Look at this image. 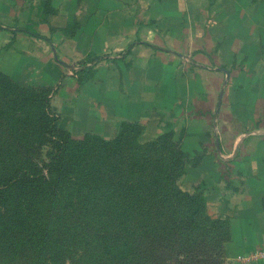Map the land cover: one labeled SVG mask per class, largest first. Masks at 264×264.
<instances>
[{
  "label": "trees",
  "instance_id": "1",
  "mask_svg": "<svg viewBox=\"0 0 264 264\" xmlns=\"http://www.w3.org/2000/svg\"><path fill=\"white\" fill-rule=\"evenodd\" d=\"M0 81V264L25 250L31 264H139L142 245L151 250L141 257L158 251L155 238H194L202 229L218 244L230 239L229 222L206 213L201 188L175 185L186 169L183 151L151 162L152 152L171 148L173 131L123 157L118 142L137 140L135 123L123 124L115 146L92 132L76 138L61 125L50 87L15 92L18 84L2 72Z\"/></svg>",
  "mask_w": 264,
  "mask_h": 264
},
{
  "label": "crops",
  "instance_id": "2",
  "mask_svg": "<svg viewBox=\"0 0 264 264\" xmlns=\"http://www.w3.org/2000/svg\"><path fill=\"white\" fill-rule=\"evenodd\" d=\"M0 22L6 39L35 42L62 63L76 54L114 56L107 60L123 64L124 89L116 86L119 93L112 97L117 101H107L123 107L127 119H133L130 114L140 102L151 103L156 89L151 71H166L176 57L196 55V64L206 68L203 63L211 55L216 65L208 70L218 79L221 72L227 77L228 69L230 112L238 118L237 106L243 105L240 118L246 129L235 143L226 144L227 160L244 154L245 196L239 199L245 209L236 222L254 232L244 235L245 243L236 242L230 255L264 250V0H0ZM114 90L110 85L107 94ZM142 96L147 99H138ZM90 114L86 119L98 122ZM217 147L224 150V144ZM229 195L228 201L238 197ZM260 259L257 264H264Z\"/></svg>",
  "mask_w": 264,
  "mask_h": 264
},
{
  "label": "rangeland",
  "instance_id": "3",
  "mask_svg": "<svg viewBox=\"0 0 264 264\" xmlns=\"http://www.w3.org/2000/svg\"><path fill=\"white\" fill-rule=\"evenodd\" d=\"M1 25L3 23L0 22ZM5 34L3 29H0V72L18 84L15 92L21 90L37 92L43 87H50L52 107L61 115V125L76 138H82L87 132H92L97 134L102 143L107 141L110 146H115L114 139H117L124 130L123 124L135 123L136 127L131 130L135 129L133 136L137 137V140L127 144L125 136L118 142L123 157L129 154L130 149L146 147L149 142L156 140L165 132L173 131L168 143L171 144V148L166 145L159 151L152 152L151 162L158 154L169 155L171 158L175 152L173 150L183 151L187 158L186 169L178 178L176 177L175 185L189 192L195 191L197 187L201 188L207 198L206 213L212 218H223L230 224L231 237L222 245L208 239L202 229L196 231L194 238L179 235L155 238L158 251L154 252V256L141 257L142 249L151 250L150 246L142 245L135 259L139 264H248L242 262L240 258L254 251L230 255V251L235 249L237 243H245L243 238L245 234L250 235L254 232H245L236 222L240 212L245 209V206L240 205L244 203L243 200L239 199L240 195L242 199L245 196L244 154L237 153L232 160H227L230 150L226 145L235 143L246 130L244 121L240 118L243 117V105L237 106L240 116L234 118L229 106L228 79L223 94L224 102L216 115L218 96L226 75L221 72L218 79L214 77L216 76L214 70H208V66L216 65L213 64L211 55H207L206 62L203 63L206 64V68L197 65L196 55L195 57L191 55L188 60L176 57L166 71L161 70V67L151 71L150 77H154L153 84L156 83L155 94H150L152 101L151 103L139 101L141 104L138 111L130 114L133 115V119H127L128 114L123 112V107L107 101V99L117 101L112 97L119 93L116 86L124 89V75H119L123 71V64L107 60L114 56H108L106 53L100 54L101 56L92 54L85 57L71 55L69 60H64L67 64H72L67 66L57 60L62 59L59 55L57 59L53 58L52 55L45 53L46 49L35 42L15 40L13 37L6 39ZM226 58L228 59V56ZM225 67H228V64ZM90 74L91 78L87 79ZM161 74L166 80H160ZM113 84L115 89L113 95H108L107 89ZM4 87L0 81V99L4 98L3 93L6 92ZM145 98L142 96L138 99ZM87 112H91L90 115L98 122L87 120ZM222 113L223 115L219 116ZM78 114L80 117L76 116ZM106 115L109 119L105 120ZM216 134L219 136V144H224V150L218 149ZM129 137L131 139V136ZM127 163L128 160L125 158L124 163L122 162L125 170L122 177L129 172ZM241 188L242 191L239 190ZM228 192L238 197L234 201L232 199L228 201L227 196H230ZM168 214L170 216V211ZM137 219L142 222L140 215ZM203 221L204 217L201 216L200 222ZM33 256V252L25 250L9 260L8 264H31ZM5 258V255L0 253V262ZM259 260L251 264H257ZM70 262L71 259H67V264Z\"/></svg>",
  "mask_w": 264,
  "mask_h": 264
},
{
  "label": "built area",
  "instance_id": "4",
  "mask_svg": "<svg viewBox=\"0 0 264 264\" xmlns=\"http://www.w3.org/2000/svg\"><path fill=\"white\" fill-rule=\"evenodd\" d=\"M260 258H264V250H256L254 252H251L250 254H247L245 256H242L240 258V260L242 262L251 264V263H253L254 261H256V260H258Z\"/></svg>",
  "mask_w": 264,
  "mask_h": 264
},
{
  "label": "water",
  "instance_id": "5",
  "mask_svg": "<svg viewBox=\"0 0 264 264\" xmlns=\"http://www.w3.org/2000/svg\"><path fill=\"white\" fill-rule=\"evenodd\" d=\"M55 56L57 57V55H55ZM63 63H64L65 65H70V66H71V64H67L66 62H63ZM225 71H226V73H227V77H226V80L224 81V86H223L222 89H221L218 109L220 108V105L222 104V96H223V93H224L225 85H226L227 80H228V78H229V70L225 68ZM216 140H217V144L219 145V143H218V142H219V140H218V135H216Z\"/></svg>",
  "mask_w": 264,
  "mask_h": 264
}]
</instances>
